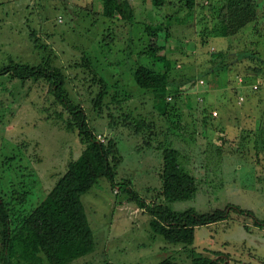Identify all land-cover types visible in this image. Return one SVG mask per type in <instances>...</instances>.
<instances>
[{
  "label": "rangeland",
  "instance_id": "1",
  "mask_svg": "<svg viewBox=\"0 0 264 264\" xmlns=\"http://www.w3.org/2000/svg\"><path fill=\"white\" fill-rule=\"evenodd\" d=\"M128 1L133 17L122 21L103 17L99 0H0V65L47 59L58 67L66 95L82 106L90 128L116 146L114 181H128L146 203L163 201L160 148L170 146L197 183L194 196L170 203L172 210L208 213L233 205L252 215L231 211L227 219L195 227L192 245L167 243L151 232L148 213L99 179L80 198L93 250L69 264H189L190 250L225 264H264V225H254L264 221V0H252L255 17L236 33L207 38L204 31L217 25L225 0H195L191 11L184 0L161 6ZM158 24L168 29L165 56L173 85L195 79L193 90L176 101L166 97L175 110L165 116L154 93L139 88L131 72L138 64L158 69L143 54L145 27ZM81 57L107 83L97 108L92 99L98 85L80 66ZM204 108L217 116L204 117ZM66 123L46 83L0 77V195L11 227L82 149Z\"/></svg>",
  "mask_w": 264,
  "mask_h": 264
},
{
  "label": "trees",
  "instance_id": "2",
  "mask_svg": "<svg viewBox=\"0 0 264 264\" xmlns=\"http://www.w3.org/2000/svg\"><path fill=\"white\" fill-rule=\"evenodd\" d=\"M99 1V11L103 17L122 21L132 19V6L128 0ZM151 2L155 6H161L164 0ZM225 2L224 11L218 12L219 22L213 30L204 31L205 38L234 34L255 17L252 0ZM194 5L195 0H184L188 11H191ZM145 28L148 40L143 54L153 64L158 63V69L138 64L131 70L132 77L139 88L154 93L155 99L158 100L156 104L159 113L165 116L175 110L173 106H169L166 97L176 101L182 92L193 90L195 79H184L183 83L179 81L173 85L174 78L169 75L170 62L165 56L168 48V29L164 28L163 24L147 25ZM81 61L80 66L89 70L92 82L98 85L97 93L92 99L94 108H97L107 91V83L90 68V61L86 57H81ZM212 69H216V66ZM2 76L22 82L46 83L48 93L67 115L66 127L76 131L82 149L67 163L43 199L13 227L10 225L7 204L0 195V264H12L14 259L33 261L35 258L44 259L47 264H69L74 259L91 253L94 247L93 234L80 198L99 179H105L111 189L117 187L139 209L148 213L151 232L167 243L190 246L193 243L195 227L227 219L231 211L242 216L252 215L251 211L233 205H226L208 213H198L192 208L172 210L170 203L189 200L194 196L197 183L195 177L181 166L178 150L170 146L160 148L162 165L158 193L163 201L146 203L128 185V181H114L115 164L120 160V156L115 153L116 146L114 147L111 140L104 143L90 128L82 106L73 103L66 95L65 77L58 67L47 59H42L36 64L8 60L0 65V77ZM205 111L202 112L204 117H213L211 111ZM139 125L140 123L134 126L135 132H138ZM254 225H264V221L255 220ZM189 254V264H225L221 258H212L193 250H190ZM158 264L171 263L164 259Z\"/></svg>",
  "mask_w": 264,
  "mask_h": 264
},
{
  "label": "built area",
  "instance_id": "3",
  "mask_svg": "<svg viewBox=\"0 0 264 264\" xmlns=\"http://www.w3.org/2000/svg\"><path fill=\"white\" fill-rule=\"evenodd\" d=\"M201 82V81H200ZM255 87H257V84L256 85H254V86H252V88H255ZM169 99V98H168ZM211 115L213 116V117H216L217 116V112L215 111V110H212L211 111ZM98 138H99V135L97 136Z\"/></svg>",
  "mask_w": 264,
  "mask_h": 264
},
{
  "label": "crops",
  "instance_id": "4",
  "mask_svg": "<svg viewBox=\"0 0 264 264\" xmlns=\"http://www.w3.org/2000/svg\"><path fill=\"white\" fill-rule=\"evenodd\" d=\"M256 82H257V80H256ZM259 83V82H258Z\"/></svg>",
  "mask_w": 264,
  "mask_h": 264
}]
</instances>
